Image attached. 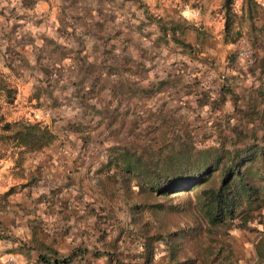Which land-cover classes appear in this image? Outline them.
<instances>
[{
    "label": "trees",
    "instance_id": "1",
    "mask_svg": "<svg viewBox=\"0 0 264 264\" xmlns=\"http://www.w3.org/2000/svg\"><path fill=\"white\" fill-rule=\"evenodd\" d=\"M178 1L182 7L189 4L187 0ZM235 2L220 0L225 40L234 41L241 34L235 27L237 17L248 19L257 34L253 21L263 8L261 2L240 0V14ZM143 11L140 27L154 23L160 32L157 40H172L192 53L193 44L177 33L178 29L191 27L203 42L199 39L203 31L182 17L181 11L175 17H158L145 7ZM114 48L111 43L105 49L108 60ZM262 49L250 68L258 81L250 93L236 90L233 85L237 77H229L221 70L215 74L218 88L209 92L203 84L205 74L215 69L206 56L197 57L203 61L201 67L194 62L195 52L190 55L192 65L186 60L181 64L170 62V68L178 69L173 78L182 79L194 89L195 106L189 101L184 105L193 114L189 116L184 111L178 119L175 108L163 110L161 104L153 109L147 105L146 111L139 109L135 114L132 128L138 133L133 137L129 132L121 134L117 127L124 118L120 111L126 103L123 98L131 93L152 101L169 79L132 78L134 83L128 88L111 86L104 95L95 93L92 101L81 103L80 117L66 124L81 139L79 151L96 140L91 132L93 123L106 120L108 128L102 138L107 151L96 169L97 180L88 187L93 192L75 179L71 170L64 173V186L82 189L77 199L87 201L85 193L101 195V203L88 200L91 207L100 210L103 222L97 235L101 245L90 250L92 255H104V264H239L230 243L214 240L221 229L228 235L226 231L232 228H248L264 207V44ZM124 83L123 79L119 82ZM0 91L6 101L13 102L17 88L1 70ZM97 115L100 117L96 119ZM146 119L147 123L141 124ZM55 137L57 134L38 120H9L0 115V142L11 143L17 149L11 156L17 164L25 159L27 150L49 145ZM15 187L11 185L0 192V209L8 203V195ZM59 190V186L51 189ZM206 237L210 242L205 243ZM256 247L264 259V235ZM89 249L77 247L60 255L53 247L45 246L38 257L45 264H69L75 255Z\"/></svg>",
    "mask_w": 264,
    "mask_h": 264
},
{
    "label": "crops",
    "instance_id": "2",
    "mask_svg": "<svg viewBox=\"0 0 264 264\" xmlns=\"http://www.w3.org/2000/svg\"><path fill=\"white\" fill-rule=\"evenodd\" d=\"M173 5L172 0H0V70L17 88V106L25 104L29 109L23 112L24 117L40 121L57 134L51 144L27 150L26 159L13 164L23 168L22 175H14L0 186V192L16 186L0 209V258L12 256L11 262L3 264H45L38 257L45 246L60 255L89 247L69 264H104V255L94 256L90 251L101 245L97 241L98 228L103 226L100 210L91 207L88 200L77 199L81 191L75 194L72 187L64 186V173L71 170L83 184L97 180L93 172L107 151L102 141L108 131L106 120L91 125L96 140L81 151V139L66 124L80 117L83 101H92L98 92L104 95L111 86L128 88L132 78L169 82L152 101L131 93L123 98L126 103L120 111L124 118L117 123L121 134L129 132L127 120L133 121L136 112L146 111L147 105L155 109L162 104L163 110H168L176 104L180 110L186 101L196 104L194 89L173 78L178 69L169 67L170 62L183 60L192 65L190 55L199 46L196 32L185 28L177 31L193 44L194 51L189 53L172 40H157L160 32L154 23L140 27L144 7L158 17H175L180 11L185 17L183 8L178 12L169 7ZM187 19L198 25L193 17ZM111 43L115 48L108 60L105 49ZM201 48L215 54L214 47ZM200 61L195 58L194 62L201 67ZM210 72L213 77L211 70L207 75ZM121 79L125 80L123 85L119 84ZM214 82L216 90L219 84ZM58 186L59 191H51Z\"/></svg>",
    "mask_w": 264,
    "mask_h": 264
},
{
    "label": "rangeland",
    "instance_id": "3",
    "mask_svg": "<svg viewBox=\"0 0 264 264\" xmlns=\"http://www.w3.org/2000/svg\"><path fill=\"white\" fill-rule=\"evenodd\" d=\"M261 2L263 8L260 11V14L254 18V26H256L257 31L256 35L255 30L251 28L249 20L246 18H235V27L239 28L241 31V34L234 40L231 41L225 40L224 32H223V14L220 8V0H187L189 3L188 5H184L182 7V4L176 0H172L174 2L173 6H169L171 8H174L175 11H177L178 8H183V13L186 11H190L191 9H197L198 13L193 17L194 22H197V27L200 28L203 33H200L203 38V42L199 41V46L196 47V54L199 53V55H196V58L198 56L200 57H207L208 59L211 58L212 60V66L215 70H213V77L214 81L216 79L215 73L218 71H224L226 75L229 77L236 76L237 81L233 85L236 90H246L247 93H250L252 91V88L257 87L258 81L253 78V73H251L250 68L252 66V63L254 60H256V57H259V52H263L262 45L264 44V0H258ZM235 9L240 14V1L236 0L235 2ZM185 16V15H183ZM190 22L191 19H189ZM204 21V22H203ZM210 21V23L206 22ZM185 29H193L191 27H186ZM194 32L197 33L196 29H193ZM198 37V36H197ZM244 39L247 44L250 46L253 54V61L248 62L247 60L237 56V50L241 46V40ZM214 47L213 53H208V51H205V49L201 47ZM201 51H205L206 53L200 54ZM258 52V53H257ZM236 54V55H235ZM201 60V59H198ZM203 65V61H200ZM212 68V69H213ZM206 79H207V73H206ZM205 79V80H206ZM205 83V82H204ZM216 91V90H215ZM16 98V95H15ZM15 98L13 102H8L5 99V95L2 91H0V115H3L6 119L14 120L21 117H24L23 112H28V108H24L25 104H21L20 107L17 106L18 102H15ZM194 104L193 102H191ZM173 108H175V111L177 113V116L182 118V112H188L189 116H192V109L181 108L180 110H177L178 106L172 105ZM195 105H192L194 107ZM20 108V109H19ZM32 112V111H31ZM31 115V114H30ZM28 118V115H25ZM78 115L77 117H79ZM29 119V118H28ZM31 120V119H30ZM34 121V120H33ZM147 123V119L142 121L141 124ZM127 124L130 125L129 127V133L130 137H133L136 133H138L137 129L134 127L132 128L134 124V120L130 121L127 120ZM122 125L125 127L127 126L125 123H122ZM146 125V124H145ZM147 126V125H146ZM140 132V131H139ZM140 134H142L140 132ZM197 136H200V131L196 132ZM11 143H1L0 142V186L8 184L9 181L13 179L14 175H22L20 174L23 168L18 167V165L15 164L13 157L16 152V148L11 147ZM14 154V155H13ZM25 156V154H24ZM26 159V158H25ZM24 159L21 161L23 162ZM18 167V168H15ZM12 168V169H11ZM98 169V168H96ZM97 173L96 170L93 174ZM54 174V172H53ZM44 176V174H42ZM52 175V173H50ZM82 180L80 179V182ZM83 184V183H82ZM92 183H86L83 184L87 190H90V193L93 192V188H88ZM72 190L75 194L77 192L82 191L81 188L78 187H72ZM89 193V194H90ZM104 193V192H103ZM91 195V194H90ZM88 198V199H87ZM86 200H89L90 202L94 201V199H97L99 203H101V195L99 193H94V195L87 196ZM99 198V199H98ZM103 206L106 205V203H102ZM125 207V205H124ZM114 211H116L114 209ZM182 222V220H181ZM222 229L219 231L220 234L216 236V239L214 242H221V240H225V242H228L231 244L235 255L238 258L239 264H264V259L259 257V254L257 252V242L258 240L264 235V207L261 210L260 215H256L255 218L249 223L248 228H232L229 231H226L228 235L222 234ZM205 243L210 242V239L206 237Z\"/></svg>",
    "mask_w": 264,
    "mask_h": 264
},
{
    "label": "built area",
    "instance_id": "4",
    "mask_svg": "<svg viewBox=\"0 0 264 264\" xmlns=\"http://www.w3.org/2000/svg\"><path fill=\"white\" fill-rule=\"evenodd\" d=\"M190 12L194 13L193 16H195L198 13L197 9H191ZM241 46L239 47V49L237 50L238 56L247 60L248 62H252L254 57L252 54V50L250 48V46L247 44V42L242 39L241 40ZM212 72H210L207 75V79L205 80L204 87H206L208 89L209 92H211L212 90H214L216 88V83L214 82V77H212ZM12 260V256L11 255H7V256H3L0 258V264L3 263H9Z\"/></svg>",
    "mask_w": 264,
    "mask_h": 264
},
{
    "label": "clouds",
    "instance_id": "5",
    "mask_svg": "<svg viewBox=\"0 0 264 264\" xmlns=\"http://www.w3.org/2000/svg\"><path fill=\"white\" fill-rule=\"evenodd\" d=\"M183 15H185L186 18H191L194 15V13L190 11H186L185 13H183Z\"/></svg>",
    "mask_w": 264,
    "mask_h": 264
}]
</instances>
